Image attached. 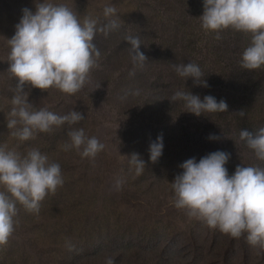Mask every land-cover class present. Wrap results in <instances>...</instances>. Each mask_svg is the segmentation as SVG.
<instances>
[{
    "label": "rangeland",
    "instance_id": "1",
    "mask_svg": "<svg viewBox=\"0 0 264 264\" xmlns=\"http://www.w3.org/2000/svg\"><path fill=\"white\" fill-rule=\"evenodd\" d=\"M37 2L0 0V145L21 153L38 148L60 165L64 183L44 198L38 214L17 205V224L0 246V264H106L107 257L116 264H264V249L251 246L247 233L233 238L177 209L171 185L183 171L181 163L217 150L231 154L229 175L237 165L264 167L239 135L264 127V66L240 65L250 34L203 30V0H53L81 20L91 16L101 25L110 19L119 24L106 37L96 33L98 67L79 92L24 89L36 110L84 115L71 127L83 128L104 148L94 158H82L75 149L62 150L70 142L67 124L23 142L6 126L16 83L8 71V39L22 9L35 12ZM105 6L115 7L117 15L105 18ZM128 35L139 38L148 58L142 65L132 60ZM188 62L200 67L208 87L174 70ZM177 91L223 99L228 110L197 116L186 111L183 100L172 101ZM241 109L243 118L237 114ZM158 136L163 150L153 163L148 148ZM134 153L145 161L139 175L129 162ZM69 243L75 250L69 251Z\"/></svg>",
    "mask_w": 264,
    "mask_h": 264
},
{
    "label": "clouds",
    "instance_id": "2",
    "mask_svg": "<svg viewBox=\"0 0 264 264\" xmlns=\"http://www.w3.org/2000/svg\"><path fill=\"white\" fill-rule=\"evenodd\" d=\"M22 16L15 26V34L8 39L10 52L7 58L8 71L16 81L11 97L7 128L19 141L34 139L39 132H51L53 127L67 124L70 142L62 150L75 149L82 158H94L104 148L96 137H87L83 128L73 129L85 117L76 110L66 115H57L40 108L36 110L28 102L25 86L59 91L74 95L87 83L93 68L98 67L100 51L94 44L97 32L105 35L119 27L110 19L101 25L98 18L85 16L81 20L77 12L65 4L53 0H38L35 12L22 9ZM105 18L117 15V9L105 6ZM203 30L219 33L232 29L250 34V43L243 50L240 65L246 70L264 66V0H203V12L199 16ZM221 39L219 34L215 37ZM132 60L141 65L148 59L140 50L138 37L128 35ZM177 74L185 79L208 87L197 64L174 65ZM98 88V87H97ZM183 100L186 111L195 115L226 112L227 103L212 95L203 100L198 95L177 91L172 101ZM240 117L245 113L237 111ZM240 139L253 150L257 160L264 162V127L255 133L240 131ZM210 139H219L211 135ZM163 139L158 136L149 144V160L156 162L162 155ZM231 154L213 151L201 157L185 160L179 165L182 172L171 182L172 201L177 209L186 211L210 228H218L233 238L247 233V242L253 247L264 249V167L237 165L229 175L225 166ZM129 162L135 166L137 175L145 169V161L139 154H132ZM64 183L61 167L50 161L38 148L21 153L6 144L0 145V246L8 243L15 230L19 208L38 214L41 202L49 194H55ZM69 251L75 246L68 244ZM106 264H116L114 257H107Z\"/></svg>",
    "mask_w": 264,
    "mask_h": 264
}]
</instances>
